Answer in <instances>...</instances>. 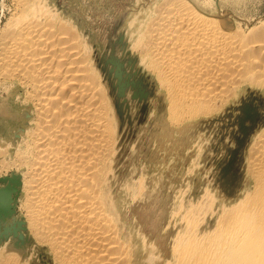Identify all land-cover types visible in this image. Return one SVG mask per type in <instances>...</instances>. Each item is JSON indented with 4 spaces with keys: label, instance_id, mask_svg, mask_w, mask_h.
<instances>
[{
    "label": "bare ground",
    "instance_id": "6f19581e",
    "mask_svg": "<svg viewBox=\"0 0 264 264\" xmlns=\"http://www.w3.org/2000/svg\"><path fill=\"white\" fill-rule=\"evenodd\" d=\"M15 1L20 19L1 34L0 77L28 89L33 110L31 151L16 156L26 228L56 264H132L105 197L115 134L106 93L75 34ZM139 44L173 121L238 112L234 147H220L215 170L216 225L176 250L177 264H264V21L244 26L167 0ZM12 247L0 264H20Z\"/></svg>",
    "mask_w": 264,
    "mask_h": 264
},
{
    "label": "rangeland",
    "instance_id": "374dc122",
    "mask_svg": "<svg viewBox=\"0 0 264 264\" xmlns=\"http://www.w3.org/2000/svg\"><path fill=\"white\" fill-rule=\"evenodd\" d=\"M166 1L29 2L32 18L55 20L57 27L75 34L80 56L106 93L115 134L105 197L132 264H177L176 250L214 229L221 203L216 165L225 159L221 148L234 147L238 131V112L181 123L171 119L166 92L148 68L149 56L137 47ZM186 1L244 26L264 21V0ZM15 6V0H0V37L13 18L20 19ZM27 91L0 77V144L5 154L0 156V177L16 175V187L25 171L16 156L31 151L28 132L34 116ZM15 194L13 213L0 216V233L12 222L20 221V226L17 236H1L0 255L17 246L20 264H56L26 228L23 193L16 188Z\"/></svg>",
    "mask_w": 264,
    "mask_h": 264
},
{
    "label": "water",
    "instance_id": "95a60500",
    "mask_svg": "<svg viewBox=\"0 0 264 264\" xmlns=\"http://www.w3.org/2000/svg\"><path fill=\"white\" fill-rule=\"evenodd\" d=\"M17 184L18 179L14 174L10 173L9 175L0 177V215L3 217H8L13 213L12 202L15 199ZM19 226L20 221L12 222L10 227L3 228V231L0 233V238L8 234V232L16 235V230Z\"/></svg>",
    "mask_w": 264,
    "mask_h": 264
}]
</instances>
